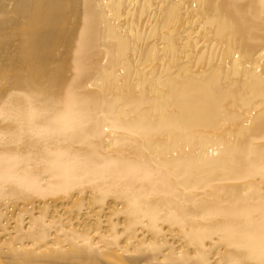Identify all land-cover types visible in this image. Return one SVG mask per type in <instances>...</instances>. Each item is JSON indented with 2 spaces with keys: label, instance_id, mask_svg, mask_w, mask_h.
<instances>
[{
  "label": "bare ground",
  "instance_id": "bare-ground-1",
  "mask_svg": "<svg viewBox=\"0 0 264 264\" xmlns=\"http://www.w3.org/2000/svg\"><path fill=\"white\" fill-rule=\"evenodd\" d=\"M0 264H264V0H0Z\"/></svg>",
  "mask_w": 264,
  "mask_h": 264
}]
</instances>
